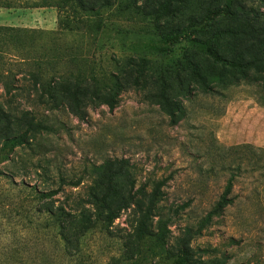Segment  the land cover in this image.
<instances>
[{
  "label": "rangeland",
  "instance_id": "1",
  "mask_svg": "<svg viewBox=\"0 0 264 264\" xmlns=\"http://www.w3.org/2000/svg\"><path fill=\"white\" fill-rule=\"evenodd\" d=\"M259 26L264 0H0V264H173L188 229L208 264H264V105L193 43L233 58ZM78 86L117 92L115 107L81 118ZM160 181L140 239L147 202L124 204Z\"/></svg>",
  "mask_w": 264,
  "mask_h": 264
},
{
  "label": "trees",
  "instance_id": "2",
  "mask_svg": "<svg viewBox=\"0 0 264 264\" xmlns=\"http://www.w3.org/2000/svg\"><path fill=\"white\" fill-rule=\"evenodd\" d=\"M221 11L220 9H218ZM216 12V15H220L223 11L228 13V10L225 9L219 13ZM219 13V14H218ZM214 16V17H215ZM247 40L251 42L248 46L245 53H239L238 56L234 55L233 58H227L222 56L216 45H209L207 41L204 40H193V43L196 46L202 48L203 51L209 53L214 60L223 65L225 68L234 69L244 75L247 79L248 83L252 84L257 90V100L259 103L264 105V26H259L249 32L246 36ZM120 84L117 83L115 87L119 88ZM118 93L114 91H110L109 93L103 91H92L88 89H84L82 86H78L75 91L73 92L71 101L75 104V107L79 111L80 116L82 118L81 110L82 104H93L97 105L100 103H104L113 109L116 105ZM71 102V103H72ZM84 104V105H85ZM30 131H33V128L30 127ZM30 131L24 132L20 137L16 139L14 144L19 145L23 143L25 137L28 135ZM243 147V146H241ZM249 147V146H247ZM251 149H257L254 146H250ZM264 151V150H263ZM259 169H264V161L263 165L259 166ZM241 170V168H240ZM165 185L164 181H160L156 184L151 192H147L145 187H140L135 193L130 194L129 197L126 199L125 206H130L135 203L137 200L146 201L148 208L145 212L143 219L138 227L140 239H143L146 236V219L148 216L150 217L151 214L154 215H163V209L160 206L161 201H163V194L161 187ZM234 187V180H229L227 183L226 189L221 196L220 200L214 205L213 209L208 213L207 217L202 221L200 225V229H203L209 221L213 218V216H218L223 212L231 203L232 198L230 197ZM58 190H52L44 194L46 198H51L53 195L57 193ZM99 202V206L103 207L105 202L100 200L98 196H94ZM107 197V196H106ZM105 198V197H104ZM122 206L119 207L116 211H111L108 214H105V220L110 223H113L120 215L122 210ZM48 215L54 216L57 215L55 223L63 230L68 229V224L71 222L70 214L63 208L59 207L57 210L47 209ZM101 216V211L99 212ZM186 236V238H185ZM183 239V243L177 252L176 259L174 260L173 264H208V261L203 257L199 256L197 252L193 249L191 245V232L188 229L186 231ZM156 240L160 243L166 242V233L163 230L156 235ZM207 253V250H204Z\"/></svg>",
  "mask_w": 264,
  "mask_h": 264
}]
</instances>
